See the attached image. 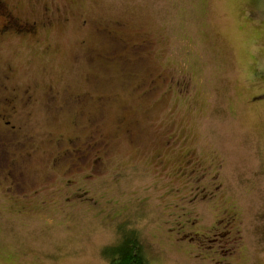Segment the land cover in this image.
<instances>
[{
  "label": "rangeland",
  "instance_id": "374dc122",
  "mask_svg": "<svg viewBox=\"0 0 264 264\" xmlns=\"http://www.w3.org/2000/svg\"><path fill=\"white\" fill-rule=\"evenodd\" d=\"M4 1L44 28L0 36V264H108L127 229L150 264H264V0Z\"/></svg>",
  "mask_w": 264,
  "mask_h": 264
},
{
  "label": "flooded vegetation",
  "instance_id": "af4514ba",
  "mask_svg": "<svg viewBox=\"0 0 264 264\" xmlns=\"http://www.w3.org/2000/svg\"><path fill=\"white\" fill-rule=\"evenodd\" d=\"M0 36H5L7 34H16V35H24V36H31L36 37L39 33V31L44 28L43 25L39 23V21H32V22H24L21 18L14 15V11L6 4L4 0H0ZM118 40V39H116ZM146 43V42H145ZM1 74V71H0ZM2 90H8L5 85H1ZM17 98L13 94V92L7 95H3L0 98V142H10L8 138L5 139L2 138V135L10 134L13 135L20 130H22V127L12 124V117L17 112ZM2 131V133H1ZM6 143H3V145H0V176L3 177V179L10 181V183L13 186V189L17 192L20 189H24L25 181L23 178V172L18 167V161H14V158L10 159L9 155L10 152L6 149ZM69 152V151H68ZM68 152H62L58 154V157L56 160H62L64 158H67ZM78 157V160H81V156L83 155V152H80L78 149L76 150ZM81 153V154H80ZM15 153L12 154L13 157H15ZM26 156H30V153L26 154ZM65 156V157H64ZM88 156V152L84 153L83 157ZM23 157L21 153H19V158ZM64 157V158H63ZM102 159V156H97L95 161L93 162L94 166L93 169L97 170L99 166V163ZM191 162V161H190ZM201 178H197L196 180H200ZM74 180L67 179V184L70 186L72 185ZM218 190V187L215 188ZM215 192H211V195H214ZM67 200H71L67 198ZM198 200V199H197ZM236 219L233 215H228L226 219H223L222 222L224 223V228L227 229L226 234H231L233 231L230 229L235 227ZM193 223V222H192ZM191 223V224H192ZM230 228V229H228ZM216 234V233H215ZM190 235V234H187ZM192 235V234H191ZM194 236L201 238H207L209 239V236L207 235H200L199 233H194ZM194 239L193 237H190V240L192 241Z\"/></svg>",
  "mask_w": 264,
  "mask_h": 264
},
{
  "label": "trees",
  "instance_id": "16d2710c",
  "mask_svg": "<svg viewBox=\"0 0 264 264\" xmlns=\"http://www.w3.org/2000/svg\"><path fill=\"white\" fill-rule=\"evenodd\" d=\"M103 254L108 264H150L146 243L135 229L124 230L121 240L105 247Z\"/></svg>",
  "mask_w": 264,
  "mask_h": 264
}]
</instances>
